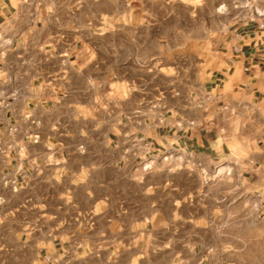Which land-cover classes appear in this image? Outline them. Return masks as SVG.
Listing matches in <instances>:
<instances>
[{"label": "crops", "instance_id": "crops-1", "mask_svg": "<svg viewBox=\"0 0 264 264\" xmlns=\"http://www.w3.org/2000/svg\"><path fill=\"white\" fill-rule=\"evenodd\" d=\"M124 8L118 0H0V79L19 89L0 123V217H35L30 230L13 234L45 259L144 249L150 231L136 226L143 217L177 216L132 198L139 163L174 150L212 168L230 156L229 138L193 123L187 101L176 115L175 80L161 79L162 44H150L148 25L118 21ZM234 35L204 92L243 119L253 115L241 134L259 149L238 160L236 190L239 200L254 189L264 204V19L239 24ZM221 114L229 121V110ZM129 217L140 220L132 226ZM155 234L158 250L176 261L166 245L174 232Z\"/></svg>", "mask_w": 264, "mask_h": 264}, {"label": "rangeland", "instance_id": "rangeland-1", "mask_svg": "<svg viewBox=\"0 0 264 264\" xmlns=\"http://www.w3.org/2000/svg\"><path fill=\"white\" fill-rule=\"evenodd\" d=\"M118 5L126 7L118 21L148 25L150 44L157 40L162 44L161 79L167 84L175 80L176 115L187 101L196 125L229 138L230 156L212 168L174 150L139 163L132 175V198H148L150 209L164 213L176 208L177 216L143 217L147 221L136 226L149 229L150 235L142 250H120L112 257L73 250L45 259L27 236L13 234L17 229L30 230L35 217H15L19 223L0 217V264H264V204L254 189L246 188L239 200L236 190L238 160L259 149L253 137L241 134L243 126L253 125V115L243 119L235 113L226 121L220 114L221 104L211 102L205 107L197 97L189 105L190 92L204 94L209 75L220 70L227 43L239 24L264 19L260 17L264 0H118ZM127 220L133 226L140 217ZM162 227L174 232L166 245L175 246L176 261L171 253L158 250L162 243L155 232Z\"/></svg>", "mask_w": 264, "mask_h": 264}, {"label": "built area", "instance_id": "built-area-1", "mask_svg": "<svg viewBox=\"0 0 264 264\" xmlns=\"http://www.w3.org/2000/svg\"><path fill=\"white\" fill-rule=\"evenodd\" d=\"M260 17H264V14L261 15ZM2 39H3V35L2 32L0 31V48H2ZM233 52L235 53H240L241 50L238 49L237 46H233L232 47ZM5 57L0 56V68L3 66ZM15 80L11 79V81H3L0 79V123L4 122L6 120L5 116L6 114L12 109V105L13 102L18 98L19 96V89L18 87H15ZM199 97V101L201 102V104L205 105V107L212 102H216L218 104H221L220 107V114L222 111L224 110H229L231 115L237 113L236 110L234 108H232V106L230 105H226L222 102H220L219 97H215L214 95H210V94H202V95H198ZM28 120H31L32 117L28 116L26 117ZM34 125H37L38 123L34 120H32ZM162 123H165V120H162ZM181 123H183V121H181ZM195 123V122H193ZM182 125V124H181ZM8 133L11 137H13L14 133L17 132V129L11 125H8ZM33 141L34 142H38L40 139L39 134H35L33 136ZM2 198L0 197V202H2Z\"/></svg>", "mask_w": 264, "mask_h": 264}]
</instances>
